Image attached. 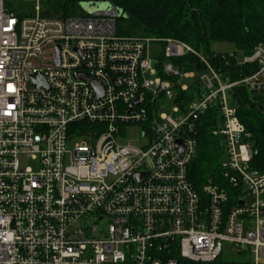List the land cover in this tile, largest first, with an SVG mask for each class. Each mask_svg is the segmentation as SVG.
Listing matches in <instances>:
<instances>
[{
  "label": "built area",
  "instance_id": "obj_1",
  "mask_svg": "<svg viewBox=\"0 0 264 264\" xmlns=\"http://www.w3.org/2000/svg\"><path fill=\"white\" fill-rule=\"evenodd\" d=\"M82 4L116 0H0V264H264V172L232 102L264 92V45L232 81L187 43L122 36ZM188 55L206 69L175 66ZM211 108L225 184L199 190L189 172ZM130 125L143 146L117 142Z\"/></svg>",
  "mask_w": 264,
  "mask_h": 264
},
{
  "label": "trees",
  "instance_id": "obj_2",
  "mask_svg": "<svg viewBox=\"0 0 264 264\" xmlns=\"http://www.w3.org/2000/svg\"><path fill=\"white\" fill-rule=\"evenodd\" d=\"M116 5L124 13L117 20L118 33L122 36L173 38L185 42L199 52H207L210 65L232 81L258 70L255 65L239 64L235 55L211 54L209 44L229 42L246 56L253 54L258 45L264 44V0H116ZM159 60L162 69L166 58L161 54ZM173 63L185 71L206 69L192 55ZM198 92L200 83L196 82L182 95L190 101ZM232 98L237 116L250 134L254 151L252 167L264 172V92L251 93L240 87L233 91ZM220 119L218 109L211 108L200 121L199 150L189 172L190 180L199 190L210 180L225 184L220 169L223 151L212 135Z\"/></svg>",
  "mask_w": 264,
  "mask_h": 264
},
{
  "label": "rangeland",
  "instance_id": "obj_3",
  "mask_svg": "<svg viewBox=\"0 0 264 264\" xmlns=\"http://www.w3.org/2000/svg\"><path fill=\"white\" fill-rule=\"evenodd\" d=\"M33 6V5H32ZM44 7V5H42ZM57 7H60L61 5L58 4L56 5ZM76 12H79V9L76 8ZM167 39V38H166ZM152 48H158V50L161 49V45H155ZM209 52L214 55H235L237 62L239 64H242L244 62V58L246 57L245 53L238 48L232 43L229 42H220V41H211L209 44ZM202 54L206 55L207 52H201ZM195 78L191 80H185L183 83L184 85L191 86L194 84ZM202 89H204L203 86H201ZM233 102V101H232ZM173 101L166 100L165 101V107L162 109L163 113L171 114V110L174 106ZM142 126L140 125H130L126 128V132L123 136L117 138V142L120 145H127L128 143L136 146V147H141L143 146L146 141L145 139L141 138L142 135ZM35 166V165H34ZM97 222V217L93 216L90 218V225L92 226L93 223ZM100 224L99 222H97ZM110 223V219L106 218L103 221V226L107 227ZM229 247L230 245L228 243H224V254H223V261L227 262H238L239 258L231 255L229 253Z\"/></svg>",
  "mask_w": 264,
  "mask_h": 264
},
{
  "label": "water",
  "instance_id": "obj_4",
  "mask_svg": "<svg viewBox=\"0 0 264 264\" xmlns=\"http://www.w3.org/2000/svg\"><path fill=\"white\" fill-rule=\"evenodd\" d=\"M82 8L91 15L111 16L117 19H120L124 15L123 10L121 8H119L116 5H112V4H82ZM76 77L89 80V77L85 74H76ZM40 79L44 80V77L40 75L33 76L34 81H37ZM93 84L96 87H100L98 84H95V83ZM138 104H139V100H136L132 104V106L138 105Z\"/></svg>",
  "mask_w": 264,
  "mask_h": 264
},
{
  "label": "crops",
  "instance_id": "obj_5",
  "mask_svg": "<svg viewBox=\"0 0 264 264\" xmlns=\"http://www.w3.org/2000/svg\"><path fill=\"white\" fill-rule=\"evenodd\" d=\"M263 45H264V44H263ZM186 80H191V79H186ZM184 81H185V80H184ZM184 81H183V82H184ZM183 84H184V83H183ZM192 85H193V84H192ZM192 85H191V86H192ZM191 86H189V87H191ZM232 100H233V98H232ZM233 104H234V102H233Z\"/></svg>",
  "mask_w": 264,
  "mask_h": 264
}]
</instances>
